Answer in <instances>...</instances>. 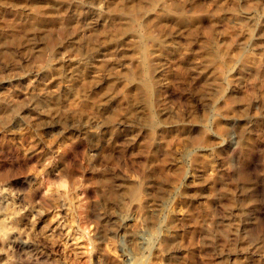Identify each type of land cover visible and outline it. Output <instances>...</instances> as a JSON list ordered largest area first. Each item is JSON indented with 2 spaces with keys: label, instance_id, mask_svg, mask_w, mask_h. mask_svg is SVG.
I'll return each instance as SVG.
<instances>
[{
  "label": "rangeland",
  "instance_id": "1",
  "mask_svg": "<svg viewBox=\"0 0 264 264\" xmlns=\"http://www.w3.org/2000/svg\"><path fill=\"white\" fill-rule=\"evenodd\" d=\"M0 264H264V0H0Z\"/></svg>",
  "mask_w": 264,
  "mask_h": 264
}]
</instances>
